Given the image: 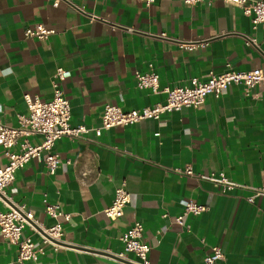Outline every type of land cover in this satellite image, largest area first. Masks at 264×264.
I'll return each instance as SVG.
<instances>
[{"label":"crops","instance_id":"1","mask_svg":"<svg viewBox=\"0 0 264 264\" xmlns=\"http://www.w3.org/2000/svg\"><path fill=\"white\" fill-rule=\"evenodd\" d=\"M72 1L99 20L48 0H0V121L18 125V114L28 112L26 93L50 99L61 67L70 71L60 86L70 99L71 123L88 128L84 138L56 141L62 160L55 173L43 156L33 157L6 191L44 225L56 220L47 214L45 198L71 213L70 219L58 217L65 245H47L36 262L19 261L17 246L0 232V264H129L116 253L123 251L121 234L137 220L144 224L152 264H205L214 246L225 254L216 264H264V194L248 199L250 186H264V86L254 96L232 83L197 106L97 129L106 104L128 110L165 100V93L140 87L137 73H158L163 87L229 65L264 67V21L254 27L252 15L224 0ZM37 22L54 32L43 39L26 36ZM178 41L205 43L188 48ZM187 166L203 177L174 170ZM220 171L238 186L226 188L206 177ZM122 182L130 201L121 217L111 219L104 209ZM184 198L206 209L185 213ZM8 209L0 198V210ZM24 234L41 242L29 225Z\"/></svg>","mask_w":264,"mask_h":264},{"label":"built area","instance_id":"2","mask_svg":"<svg viewBox=\"0 0 264 264\" xmlns=\"http://www.w3.org/2000/svg\"><path fill=\"white\" fill-rule=\"evenodd\" d=\"M54 6L64 4L76 11L86 15L90 20H99L94 14L88 13L85 8L72 0H48ZM146 5H151L155 0H142ZM186 3H197L211 0H183ZM226 3L240 6L244 13L252 15L254 27L264 21V0H224ZM54 30L46 27L43 23L37 22L25 29L28 37L47 38ZM248 44H256V39L246 37ZM182 47L193 48L197 43L204 41H178ZM70 75V71L58 68L53 80V95L50 99H41L39 95H24L28 112L18 114V125L11 126L0 121V144L4 148L5 164H0V198L9 206L6 211L0 210V232L11 243L17 246L19 261H38L39 257L45 253V247L52 245L53 249L58 250L65 245L63 239L64 226L58 220L60 215L70 219L71 213L61 211L57 202H49L44 199L47 214L55 218L51 225H44L35 217L34 211L26 204L15 202L11 196L7 195V186L15 178L16 172L33 157L44 158L49 173H55L61 163L60 154L54 150L56 141L67 136L72 139L84 138L88 128L71 123V103L60 86V81ZM232 83L241 84L247 95L257 96L259 92H254L256 87L264 86V67L251 69H235L231 65L221 73L211 71L206 77H192L189 83L183 85H165L160 87L159 75L156 72L137 73V84L140 87H150L153 92H163L166 98L141 108L123 109L116 104H106L102 111V122L97 129L110 128L113 126L130 125L146 118L158 119L162 115L179 110L185 106H197L203 103L209 94L219 97ZM2 106L0 104V110ZM40 135L38 143H32L31 135ZM175 171L203 177L202 174L194 172L187 166L176 168ZM206 177L222 183L226 188L238 186L234 180L226 175L224 171L218 174L211 173ZM254 193L248 197L254 200L255 195L264 194V186H250ZM130 201V191L126 183L122 182L115 190V196L110 205L104 212L111 219H118L124 214L125 206ZM185 213H201L206 206L196 203L191 199H182ZM176 221L183 222V215H178ZM30 226L41 236L38 244L30 235L24 234V228ZM144 224L137 220L132 226L127 228L120 236L123 242V251L116 255L123 257L129 264H152L149 259L151 246L142 238ZM109 251V249H106ZM127 253H133L134 257L129 258ZM225 256L220 246H214L211 253L206 255L205 264H216L218 260Z\"/></svg>","mask_w":264,"mask_h":264}]
</instances>
